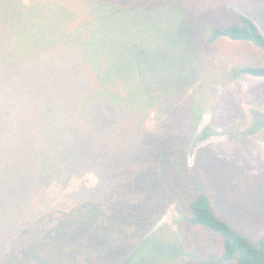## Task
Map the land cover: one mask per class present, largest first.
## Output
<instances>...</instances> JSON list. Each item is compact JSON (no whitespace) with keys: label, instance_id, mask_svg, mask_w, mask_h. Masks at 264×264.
I'll list each match as a JSON object with an SVG mask.
<instances>
[{"label":"trees","instance_id":"1","mask_svg":"<svg viewBox=\"0 0 264 264\" xmlns=\"http://www.w3.org/2000/svg\"><path fill=\"white\" fill-rule=\"evenodd\" d=\"M7 1L16 12L3 19L0 9V29L24 10L17 0ZM90 1L84 0L95 30L118 54L126 44L124 33L130 32L118 30L137 25L130 20L133 15L172 9L179 18L171 23L179 25L167 31L170 26H164L157 35L173 49L145 63L127 52L130 59L122 54L103 71L92 67L76 93L0 92V140L8 143L12 167L4 182L31 176L34 188L23 210L11 218L0 243V264H123L153 238L169 211L177 216L175 231L168 233L175 244L169 257H187L195 264H264V163L245 166L237 161L242 155L238 151L229 153L220 144L204 142L216 129L242 143L258 132L264 140V112L252 111V120L241 130L243 100L228 87V81L239 77L264 78V30L250 16L248 2L229 20L222 14V20L209 24L200 9L197 18L187 19L186 6L177 8L186 2L196 12V0ZM4 32L3 68L13 61L8 56L13 33ZM221 40L247 43L261 58L233 66L221 59L214 82L219 84L211 87L214 100L206 112V105L199 103L203 49L218 48ZM183 47H188L186 56H173L175 48ZM199 79L203 83L198 86ZM151 113L155 122L149 129L145 122ZM205 113L211 121L202 127ZM69 118L86 124L68 128L64 121ZM238 119L243 121L238 124ZM83 171L100 175L99 184L68 195L76 203L67 209L48 211L39 201L30 203L51 184L61 188Z\"/></svg>","mask_w":264,"mask_h":264},{"label":"rangeland","instance_id":"2","mask_svg":"<svg viewBox=\"0 0 264 264\" xmlns=\"http://www.w3.org/2000/svg\"><path fill=\"white\" fill-rule=\"evenodd\" d=\"M17 1L24 7L23 13L17 18H12L13 20L9 23L6 21L8 26L6 28L2 26L0 29V33L3 35L5 30L10 34L13 33L8 51V56L13 61L9 66L3 68V57L0 54L1 93L17 90L19 93L24 94L31 91L37 95V93L41 94L39 92L41 89L76 93L91 75L90 68L103 71L105 67L113 66L112 60L122 58V54L123 57L130 59L128 53L133 52L141 63L157 59L156 54L161 53L168 56L173 47L170 41L162 39V36L157 35V32L163 31L164 26H170L166 29L167 31L175 30L179 25L171 23L177 16L172 9H167L166 13L158 15H133L130 20L137 25L127 24L118 30L119 33L123 30L130 31L124 33L123 41L126 44L120 45L122 48L120 51L123 53L118 54V49L115 51V46L110 45L101 37V33L95 30V18L91 15L84 0ZM86 1L91 2L90 0ZM247 2L250 16L256 18L255 21L258 23L259 29L263 31L264 0H196L194 4V7L197 8L196 12L186 2L178 4L177 8L181 9L186 6V12L190 14L184 16L187 19L197 18L200 9V12L203 11L201 13L203 22L216 24L219 19L222 20L219 17L222 14L223 18L229 20L231 15L241 13ZM0 9L4 12L3 19L10 18L16 12L7 0H0ZM75 45L77 46L76 50L72 47ZM217 46L218 48L215 49H203L206 55L203 57L205 75L199 103L206 105V112H210L209 108L214 100L211 87L219 75V68L223 65L221 59H224L228 66H233L243 60L254 63L261 58L260 51L247 43L221 40ZM67 48L73 52L67 51ZM116 48H118L117 45ZM186 50L188 47L175 48L173 56L179 55L180 52L186 56ZM152 63L148 64L152 66ZM151 82L157 84L154 79ZM228 82V87L237 91L235 97L243 100L240 107V113L245 117V122L240 126L242 130L252 120V111L264 112V78L243 76ZM202 83L200 79L196 81L198 86ZM254 96L258 98V102L251 101ZM43 121L40 118L36 119L37 123L43 124ZM210 121V114L205 113L201 126L206 127ZM242 121L238 119V124ZM154 122L155 113H151L146 119L145 127L152 128ZM64 123L68 128H74V124L84 126L86 121L80 120L74 123L69 118ZM69 131L72 135L73 131ZM214 132V135L204 140L205 143L220 144L222 149L229 153L238 151L242 155L236 157L237 161L240 160L245 166H256V168L263 166L261 164L264 163V140L260 138L259 132L246 136L247 139H244V143L240 142L242 140L238 138L227 139L220 129H216ZM7 146L8 143L0 140V243L9 232L11 218L23 210L26 197L31 194V191H34L31 185V176L27 179L16 178L14 181L4 182L5 175L12 170ZM243 156L252 158L248 160ZM99 181L100 175L97 173L83 171L72 176L68 183L61 188L51 184L30 203L39 201L49 206L46 209L48 211H51L52 208L67 209L70 204L76 203V200L66 198L68 195L77 191L83 192L84 190L81 189H94ZM2 203L3 205H1ZM5 205L9 207V210ZM5 211L7 212L5 213ZM176 221L177 216L169 211L157 225L156 229H160L156 230L153 238H150L147 243L143 242L145 244H142L141 248L134 252L132 258L123 264H195L187 257L181 259L169 257L168 252L172 247H175V244L168 238V235H171L168 233L175 231ZM167 240L169 242H166ZM141 256L142 258H140Z\"/></svg>","mask_w":264,"mask_h":264}]
</instances>
